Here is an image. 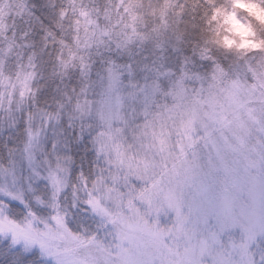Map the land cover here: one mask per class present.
Segmentation results:
<instances>
[{"label":"snow or ice","instance_id":"1","mask_svg":"<svg viewBox=\"0 0 264 264\" xmlns=\"http://www.w3.org/2000/svg\"><path fill=\"white\" fill-rule=\"evenodd\" d=\"M236 2L0 0L2 264H264V0Z\"/></svg>","mask_w":264,"mask_h":264},{"label":"clouds","instance_id":"2","mask_svg":"<svg viewBox=\"0 0 264 264\" xmlns=\"http://www.w3.org/2000/svg\"><path fill=\"white\" fill-rule=\"evenodd\" d=\"M235 6L238 8L239 13L244 15H247L248 9L253 8L251 4H246L245 0H237ZM257 15L264 18V13L257 12ZM221 23L224 29L221 40L225 45L243 49L253 43L251 31L244 24V21L240 19L239 14L235 17L227 16L222 19Z\"/></svg>","mask_w":264,"mask_h":264},{"label":"trees","instance_id":"3","mask_svg":"<svg viewBox=\"0 0 264 264\" xmlns=\"http://www.w3.org/2000/svg\"><path fill=\"white\" fill-rule=\"evenodd\" d=\"M37 2H41V1H38V0H37ZM4 259H5L4 256H0V264H2V262H3Z\"/></svg>","mask_w":264,"mask_h":264},{"label":"rangeland","instance_id":"4","mask_svg":"<svg viewBox=\"0 0 264 264\" xmlns=\"http://www.w3.org/2000/svg\"><path fill=\"white\" fill-rule=\"evenodd\" d=\"M38 1H41V0H38Z\"/></svg>","mask_w":264,"mask_h":264}]
</instances>
